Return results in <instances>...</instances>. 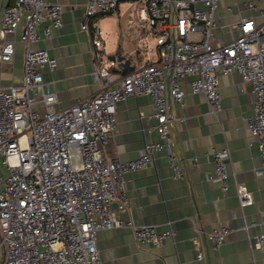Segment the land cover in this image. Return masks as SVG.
<instances>
[{"label":"built area","instance_id":"obj_1","mask_svg":"<svg viewBox=\"0 0 264 264\" xmlns=\"http://www.w3.org/2000/svg\"><path fill=\"white\" fill-rule=\"evenodd\" d=\"M120 0H85L80 29L90 33L93 47H102L101 30L89 27L96 15L117 13ZM220 0H129L130 23L145 28L156 40V60H136L117 76L94 51L95 94L56 108V93L46 86L42 68L55 66L44 48L62 25V5L47 0H5L0 14V62L14 55L7 36L22 24V83L0 82V264H102L97 233L129 228L136 241L160 247L175 230L123 220L112 211L124 174L153 164L163 152L173 171L181 170L173 150L171 127L177 116L171 104H182V79L192 93H201L208 112L220 121L219 75L237 72L249 86L253 109L247 129L256 138L264 182V19L240 16L238 35L219 42L217 16ZM248 8H254L252 2ZM264 16V9L261 11ZM149 52L150 49L147 48ZM134 54H136L134 52ZM148 95L155 107L151 116L155 138H148L134 159H109L105 145L117 128L116 104L127 96ZM141 115L140 117H142ZM214 172L225 193L228 188L230 149H212ZM240 206L251 203L238 193ZM122 199V197H121ZM127 206L122 199L119 208ZM263 231L248 234L251 249L264 253ZM248 225H244V228ZM196 231L218 249L231 228L220 225ZM196 258L203 257L199 250Z\"/></svg>","mask_w":264,"mask_h":264},{"label":"crops","instance_id":"obj_2","mask_svg":"<svg viewBox=\"0 0 264 264\" xmlns=\"http://www.w3.org/2000/svg\"><path fill=\"white\" fill-rule=\"evenodd\" d=\"M47 1L62 5V25L53 31L50 39H41L32 47L46 49L48 55L55 59V66L51 69L43 67L42 74L46 86L56 93V108L66 107L97 92L98 83L93 74L95 50L102 61L106 53L108 57L118 51L129 59L125 66L107 58V66L115 76L128 72L136 60H156L153 54L155 38L145 28L129 22V0L119 1L116 14L96 15L89 21L90 28L99 27L101 35L105 33L111 39L108 52L104 36L102 47L96 49L90 33L80 29L85 0ZM4 2L0 0V9ZM249 2L255 7L248 8ZM263 9L264 0H220L217 9L221 25L217 32L218 41L227 42L238 35L240 16H251L256 22H261ZM21 30L22 24L7 36L13 40L15 51L11 60L0 62V82L5 85L22 83L24 45L19 41ZM181 86L185 93L183 103L171 104L177 116H184L183 120H175L171 127L180 177H174L166 155L158 152L153 164L124 174L120 197L111 205L113 213L123 220L153 224L158 229L171 226L175 235L160 247H154L136 241L129 228L99 231L96 245L101 263L264 264V253L251 249L248 240V234L263 231L264 219L262 160L256 138L247 129V119L253 109L249 86L242 84L237 72L219 75L220 121L208 112L204 96L190 91L188 79H182ZM154 110L152 98L148 95L127 96L117 102V128L105 145L109 159H134L148 138L157 139L152 128L156 122L151 116ZM223 146L230 149L229 183L225 193L220 188L214 161L209 155L212 149ZM0 171H3L1 166ZM241 191L249 194L250 204L240 206L238 193ZM121 197L127 201L124 208H119ZM220 225L230 227L231 231L221 246L214 250L196 227L205 231ZM244 225L248 226L244 228ZM197 245L204 254L201 259L196 258Z\"/></svg>","mask_w":264,"mask_h":264},{"label":"water","instance_id":"obj_3","mask_svg":"<svg viewBox=\"0 0 264 264\" xmlns=\"http://www.w3.org/2000/svg\"><path fill=\"white\" fill-rule=\"evenodd\" d=\"M3 9V5L0 9V11H2ZM109 61H117L120 62L121 64L127 66L129 64V59H126L123 55H121L120 51H118L116 54L114 55H109L108 57Z\"/></svg>","mask_w":264,"mask_h":264},{"label":"rangeland","instance_id":"obj_4","mask_svg":"<svg viewBox=\"0 0 264 264\" xmlns=\"http://www.w3.org/2000/svg\"><path fill=\"white\" fill-rule=\"evenodd\" d=\"M124 5H126V4H123L122 6H124ZM103 36H104V38H105V46H106V52H108L107 50H108V46H109V42L111 41V39L108 37V35L107 34H105V33H102V35H101V37L103 38ZM107 53H106V55H104L103 56V61L106 63V65L107 64H109V61L107 60Z\"/></svg>","mask_w":264,"mask_h":264}]
</instances>
